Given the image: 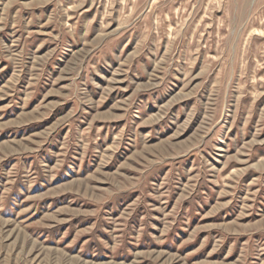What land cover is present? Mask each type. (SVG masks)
I'll list each match as a JSON object with an SVG mask.
<instances>
[{
  "label": "rangeland",
  "instance_id": "374dc122",
  "mask_svg": "<svg viewBox=\"0 0 264 264\" xmlns=\"http://www.w3.org/2000/svg\"><path fill=\"white\" fill-rule=\"evenodd\" d=\"M0 264H264V0H0Z\"/></svg>",
  "mask_w": 264,
  "mask_h": 264
}]
</instances>
